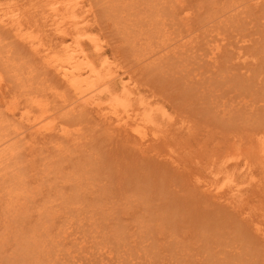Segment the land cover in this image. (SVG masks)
Segmentation results:
<instances>
[{
    "label": "rangeland",
    "instance_id": "obj_1",
    "mask_svg": "<svg viewBox=\"0 0 264 264\" xmlns=\"http://www.w3.org/2000/svg\"><path fill=\"white\" fill-rule=\"evenodd\" d=\"M167 1L74 0L85 22L76 41H100L104 56L165 112L160 149L133 138L121 144L114 140L121 133L110 124L107 131L109 121L102 124L96 110L84 106L91 116L85 118L73 94L64 97L65 84L46 54L59 48L55 17L68 14L64 5L54 13L46 0H0L1 15L11 13L3 18L23 23L19 34L0 29V44H9L6 51L0 45V129L16 124L8 132L22 154L21 161L10 141L9 156L2 144L10 170L1 157L0 264H264V171L253 167L258 185L244 158L232 157L234 141L248 144L264 128V0ZM28 37L39 44L28 46ZM237 50L249 55L247 62ZM24 107L48 116L44 124L56 131L18 124ZM15 171L26 174L21 182ZM214 178L226 191L239 184L235 206L228 195L215 199L199 186Z\"/></svg>",
    "mask_w": 264,
    "mask_h": 264
},
{
    "label": "bare ground",
    "instance_id": "obj_2",
    "mask_svg": "<svg viewBox=\"0 0 264 264\" xmlns=\"http://www.w3.org/2000/svg\"><path fill=\"white\" fill-rule=\"evenodd\" d=\"M43 1V0H42ZM102 1V0H101ZM164 1H166V0H164ZM169 1V0H168ZM168 1H167V4H168ZM179 1H181V0H179ZM52 2V3H51ZM72 2V3H71ZM120 2V1H119ZM171 2V1H170ZM39 3V2H38ZM41 3H43V2H41ZM184 3V2H183ZM32 4V3H31ZM46 4L47 5H49L48 7H50L49 8V10L50 9H52L53 10V12L54 13H56V10L58 9V8H60L61 7V5H64V10H68V14L67 15H61V17H58V11H57V16L55 17V18H57V19H59V18H61L60 19V21H58V22H56L57 21V19H56V21H55V23H57V25L55 26L54 25V23L52 24L53 26H55L56 27V30L54 29V31H59V35L58 36H56L55 35V37L56 38H59L60 40V45L58 44L59 42L58 41H56L57 43H55V44H58V45H56V46H59V48L58 49H56V52H54V50H52L53 51V53H52V51H51V55H50V52L49 53H46L47 55H48V57L46 56V58H48L49 59V61L47 62V63H50L51 64V66L52 67H54V69L56 70V73L58 74L57 75V77L59 76L60 77V80H62V82H64V84H65V87H66V89L68 90H66L65 88H64V86L63 85H61V86H63L62 88L64 89V90H66V91H64V92H66L65 93V95L64 94H62L61 92H63L62 91V88H61V86L59 87V89H61V92H59V93H61L62 95H64V97H66L67 95V93L68 92H70L71 94H73V98L74 99H76L75 101H77L78 102V106H79V103L81 104V106H83V111H82V115L84 114L85 115V113H84V111H85V109L87 108V109H92V110H96L95 112H97V115L99 116V117H102V118H100L101 120L102 119H105L106 121H109V123L107 122V127H105V129H107V128H109V126L111 125V126H113L115 129H117V131H119V132H117V131H115V129L113 130L114 132H117V133H121V134H119L118 136H117V138L116 139H114V140H117L118 142H121V144L123 143V141H124V143H125V140H127V142H128V139H129V141H130V138L133 140V141H135L136 143H138V144H140V146L141 145H143V144H146V145H154V144H156L155 142H157V143H159L160 145H161V143H160V132H162L163 131V129H164V127H165V125L166 124H168L167 122H164V119H161L162 117H164V115H165V112L163 111V110H161V109H159L158 107H156L157 105L155 104V103H153L151 100H148L142 93H141V91L139 90V87H138V85L135 83V82H133L132 80H131V78L126 74V72H124L121 68H120V65H119V63L116 61V59H110V58H108V57H105L104 56V54H103V52H102V46H101V43H100V41H98L97 39H95V38H92L91 36H90V38H89V40H90V42L89 43H87V42H85V43H81V42H78V41H76V33L81 29V28H84L85 26H83V24H85V22H84V20L83 19H78V15L79 14H77L76 13V2H74V0H46ZM77 4H79L78 6H80V8H81V6H82V4L80 5V2L79 3H77ZM102 4V3H101ZM180 4V3H179ZM37 5V4H36ZM38 5H40V4H38ZM37 5V6H38ZM183 5V4H182ZM30 5H28V7H29ZM32 6V5H31ZM45 6V5H44ZM84 6V5H83ZM187 6V5H186ZM35 7V6H34ZM33 7V8H34ZM40 6H38V8H39ZM46 7V6H45ZM47 7V8H48ZM172 7V6H171ZM180 7H182V6H180ZM185 7V6H184ZM188 7V6H187ZM36 8V7H35ZM44 8V7H43ZM173 8V7H172ZM5 9V8H4ZM18 9V8H17ZM61 9V8H60ZM0 10H2L1 8H0ZM9 10V9H8ZM20 10V9H19ZM32 10V9H31ZM30 10V12H32ZM82 10V9H81ZM87 10H91V8L90 9H87ZM186 10V9H185ZM188 10H189V8H188ZM7 11V10H6ZM10 11V10H9ZM28 11V10H27ZM46 11V10H45ZM4 12V11H3ZM2 12V15L4 16H6V15H8V16H10V14L11 13H7V12H5V14ZM13 12V11H12ZM19 12V11H18ZM23 12V11H22ZM38 12V11H37ZM86 12V11H85ZM181 12V11H180ZM20 13H21V11H20ZM49 13V12H48ZM187 13V12H186ZM18 14V13H17ZM24 14V13H23ZM1 15V13H0V29H5L7 26L9 27L10 26V28H15V30L17 31V33L20 31V26L23 24H21L20 26H18L19 24L18 23H21V22H18V21H20L21 19H19L18 21H15V20H12V19H10V18H8V16H7V18H3V16ZM21 15V14H20ZM187 15H188V13H187ZM182 16H184V15H182ZM21 17V16H20ZM186 17H188V16H186ZM185 17V18H186ZM51 18V17H50ZM54 18V19H55ZM89 18H91V17H89ZM88 18V19H89ZM189 18V17H188ZM190 18H191V16H190ZM15 19V18H14ZM44 19V18H43ZM46 19V18H45ZM87 19V18H86ZM187 19V18H186ZM183 20V19H182ZM185 20V19H184ZM183 20V21H184ZM46 21V20H45ZM87 21V20H86ZM186 21V20H185ZM53 22H54V20H53ZM91 22V21H90ZM89 22V23H90ZM188 22V21H187ZM49 24H50V22H49ZM48 25V24H47ZM51 25V24H50ZM6 26V27H5ZM5 27V28H4ZM23 27V26H22ZM2 29V30H3ZM7 29V28H6ZM12 29V30H13ZM1 30V31H2ZM9 30V28L6 30V31H8ZM11 30V31H12ZM19 30V31H18ZM22 30V29H21ZM10 31V30H9ZM8 31V32H9ZM24 31V30H23ZM22 31V32H23ZM2 32H4V31H2ZM15 32V31H14ZM16 33V34H17ZM19 33H21V31L19 32ZM18 33V34H19ZM55 33V32H54ZM29 34V33H28ZM21 35V34H20ZM27 36H29V35H27ZM1 37V36H0ZM3 37V36H2ZM6 37V36H5ZM15 37V36H14ZM18 37V36H17ZM23 37V36H22ZM25 37V36H24ZM34 37V36H33ZM87 37H89V34H87ZM4 38V37H3ZM3 38H1V39H3ZM36 38V37H35ZM5 39V38H4ZM25 39V38H24ZM23 39V40H24ZM26 39H27V37H26ZM28 39L29 40H31V42H29V45L28 46H30V45H35V47H36V45L37 44H39V42H35L36 40H34V38H32V37H28ZM40 39V38H39ZM67 39H70V40H72L71 42H69V43H67L68 42V40ZM53 40H55V39H53ZM52 40V41H53ZM2 41V40H1ZM26 41V40H25ZM39 41V40H38ZM6 43H7V41H6ZM10 43V42H9ZM20 40H19V45H20ZM219 43V42H218ZM218 43L216 44V45H218ZM2 44V43H1ZM0 44V45H1ZM10 44H12V43H10ZM24 44H26V43H24ZM45 44V43H44ZM136 44V43H135ZM6 45V48H7V46H9V44H5ZM13 45V44H12ZM11 45V46H12ZM47 45V44H46ZM4 46V43L2 44V47ZM28 46H26V47H28ZM39 46V45H38ZM42 46V45H41ZM51 46H52V44H51ZM220 46V45H219ZM219 46H216V48L215 49H212V52L213 53H215V54H218L219 52H220V48L221 47H219ZM240 46V45H239ZM1 47V46H0ZM34 47V46H33ZM6 48H5V46H4V48H3V50L5 49V51H6ZM14 49H15V47H13ZM37 48H39V47H37ZM45 47H43V49H44ZM55 48V47H54ZM90 48H93L94 50L93 51H90ZM238 48V47H237ZM30 49V48H29ZM32 49V48H31ZM36 49V48H35ZM34 49V50H35ZM53 49V48H52ZM222 49V48H221ZM9 50H10V47H9ZM38 50V49H37ZM57 50H62V52H57ZM1 52H3L2 50H0ZM8 51V50H7ZM238 51V50H237ZM235 51L236 53V55L240 58V60L241 59H243V61H248V59H249V55H246L247 53H245L244 51H242V52H240V51ZM44 52V51H43ZM46 52V51H45ZM239 53H242L241 54V56H240V54L238 55ZM245 53V54H244ZM9 54V53H8ZM42 56L43 55H41V58H42ZM237 56H236V58H237ZM2 57V56H1ZM4 58V57H3ZM43 59V58H42ZM45 59V58H44ZM7 62H8V60H7ZM245 62V63H246ZM240 63V62H239ZM242 63V62H241ZM244 63V62H243ZM242 63V64H243ZM9 64V63H8ZM49 65V64H48ZM47 65V66H48ZM246 65V64H245ZM8 67V66H7ZM13 68V67H12ZM11 68V69H12ZM48 68H49V66H48ZM10 69V68H9ZM52 70V69H51ZM48 77V76H47ZM3 80V77L1 76V74H0V87L2 86V81ZM47 80V79H46ZM48 80H49V78H48ZM62 82L60 83V81H59V83L60 84H62ZM29 83V82H28ZM31 83V82H30ZM48 83V82H47ZM54 84H56V83H54ZM27 85V84H26ZM30 85V84H29ZM31 85H33V84H31ZM37 86V85H36ZM50 86V85H49ZM54 86V85H53ZM27 87V86H26ZM32 87V86H31ZM47 87V86H46ZM28 88V87H27ZM33 89H34V87H32ZM43 88V87H42ZM24 89V88H23ZM40 89V88H39ZM36 89H34V91H35ZM45 90V89H44ZM20 91V90H19ZM24 91V90H23ZM34 91H32V92H34ZM36 91H39V90H36ZM40 91H41V89H40ZM48 91V90H47ZM25 92V91H24ZM44 92H46V90L44 91ZM55 92V91H54ZM53 92V93H54ZM28 93V92H27ZM31 93V92H30ZM37 92H34V94H36ZM42 92H39V93H37L38 95L37 96H39L40 94H41ZM69 93V94H70ZM32 94V93H31ZM55 94V93H54ZM61 94H60V97H61ZM25 95V94H24ZM33 95V94H32ZM58 95V94H57ZM27 96V95H26ZM41 97H42V95H40ZM40 96H39V98H40ZM30 97V96H29ZM63 97V96H62ZM27 98V97H26ZM34 98H36V97H34ZM30 99V98H29ZM38 99V98H37ZM43 99V98H42ZM62 99V98H61ZM16 100V99H15ZM33 100V99H32ZM31 100V101H32ZM35 100V99H34ZM45 100V99H44ZM63 100V99H62ZM64 100H66V99H64ZM30 101V100H29ZM31 101H30V103H31ZM38 101V102H37ZM36 101V103H37V105L39 106L40 105V107H42L41 109L43 110V111H45V109H46V107L44 106V103H43V100H40V99H38ZM40 101H42L41 103H43V104H41L40 103ZM18 102H19V105H20V100H18ZM35 102V101H34ZM45 102H46V100H45ZM76 102V103H77ZM14 103V102H13ZM23 103V102H22ZM16 105H17V103H16ZM23 105H24V103H23ZM7 106V105H6ZM12 106V105H11ZM46 106H48L49 107V105H46ZM81 106H79L80 108H82ZM86 108H85V107ZM13 107H16V106H13ZM25 107H29V106H27V105H25ZM25 107H24V111H22V115L20 116V121L23 119L24 121H25V123H29V125H30V127H32L34 130H38V132H42V131H48V134H49V132L51 133L52 131H49L50 129H52L54 126L51 124V122L50 123H45L44 124V119L43 118H46V117H48V116H44L43 118H40V117H42V116H40V117H38V115L37 116H35L34 114V111L33 110H30L31 108H33L34 109V106L32 105V107H30V109L29 108H27L28 110H30V111H25ZM2 108V107H1ZM38 108V107H37ZM9 109V108H8ZM15 109V108H14ZM13 109V110H14ZM20 109V108H19ZM42 110L40 111L39 109L37 110L38 111V113H39V111H40V113L42 112ZM47 110V109H46ZM49 110L50 111H52L50 108H49ZM10 111H11V109H10ZM9 111V112H10ZM20 111V112H21ZM31 111H33V114H32V112ZM48 111V110H47ZM46 111V112H47ZM81 111V110H80ZM90 110H88V112H89ZM36 112V111H35ZM45 112V113H46ZM86 112V111H85ZM14 113V112H13ZM44 112H42V114H43ZM90 113V112H89ZM12 114V113H11ZM49 114V113H48ZM79 114H81L80 112H79ZM78 114V115H79ZM2 115V114H1ZM19 115V114H18ZM44 115V114H43ZM54 115V114H53ZM53 115H51V118H52V116ZM77 114H76V116H78ZM82 115L79 117L78 116V118H81L82 117ZM86 115H87V113H86ZM83 116V117H85V118H87V116ZM93 115V114H92ZM97 115H95V116H97ZM12 116V115H11ZM14 116V115H13ZM2 117V116H1ZM15 118H16V116H14ZM17 117H19V116H17ZM22 117V118H21ZM88 117H91V116H88ZM13 118V117H12ZM85 118H81L82 119V121L83 120H85ZM95 119V118H97V117H94V115H93V117H92V119ZM89 119V118H88ZM88 119H86V121H89ZM48 120V119H47ZM52 120V119H51ZM54 120V119H53ZM23 121V122H24ZM46 122V121H45ZM53 122V121H52ZM80 122H81V120H80ZM80 122H78V123H80ZM85 122V121H84ZM101 122V121H100ZM103 120H102V124H103ZM2 123V122H1ZM25 123H24V125H25ZM27 123V124H28ZM77 123V122H76ZM75 123V124H76ZM106 123V122H105ZM12 124H15V123H12ZM11 124V127L9 128L7 125L5 126L4 125V128H2V129H0V131H1V134H2V136L4 137V139H1V136H0V150H2V148L4 147H2V144H5V148L6 147H8L7 149H9V150H11V148H9V147H12L11 146V143L12 144H14V148H13V150L14 149H16L19 145H17V141H18V138H16L17 140H16V142H12V140L10 139V135H9V133L10 132H8V128L9 129H11V128H15L13 125ZM18 124H22V121L20 122V123H18ZM49 124H51L52 126H49ZM55 124V123H54ZM58 124V123H57ZM74 124V125H75ZM80 124H82V122L80 123ZM108 124H110V125H108ZM16 125V124H15ZM78 125V124H77ZM19 126V125H18ZM56 126V125H55ZM79 126V125H78ZM182 126H183V124H182ZM181 126V127H182ZM184 126H186V124H184ZM2 127V126H1ZM60 127H61V125H60ZM62 127H65V126H62ZM187 127L189 128V125H187ZM20 128H21V126H20ZM20 128H19V130H20ZM23 128H24V126H23ZM32 128H30V130L32 129ZM59 128V127H58ZM66 128V127H65ZM64 128V129H65ZM83 128V127H82ZM110 128H112V127H110ZM184 128H186V127H184ZM183 128V129H184ZM24 129H26V128H24ZM55 131H56V128L54 127L53 128ZM61 130L63 129V128H60ZM59 129V130H60ZM12 130V129H11ZM14 130V129H13ZM58 130V129H57ZM66 130V129H65ZM112 130V129H111ZM35 131V132H36ZM63 131V130H62ZM66 131H68V129L66 130ZM65 131V132H66ZM107 131H109V129H107ZM106 131V132H107ZM259 132H257V136H256V138L254 139V140H252V142L251 141H249V143L247 144H244V143H239V144H237L238 142H235L234 141V150H235V153H234V155L232 156V157H235V158H238V157H243L244 158V160H245V165H246V169L245 170H247V173H249V176H250V178H251V181L252 182H254V183H258V185H259V181L260 180H256V178H255V172H254V170H253V167L255 166V165H258V168H260L261 170H263L264 171V128H261L260 130H258ZM2 132H4V133H2ZM34 132V133H35ZM40 132V133H41ZM54 132V131H53ZM58 132V131H57ZM69 133H67V134H70V130L68 131ZM77 132V131H76ZM111 133H112V131H110ZM113 132V134H111V135H114L115 133ZM16 133V132H15ZM20 133V132H19ZM32 133V132H31ZM44 133V132H43ZM47 133V132H46ZM60 133H62V134H66V133H63V132H61L60 131ZM0 134V135H1ZM10 134H14V132H11ZM17 134H18V132H17ZM21 134H22V132H21ZM39 134V133H38ZM59 134V133H58ZM61 134V135H62ZM109 134V133H108ZM35 135H37V134H35ZM110 135V134H109ZM110 135V136H111ZM20 136V135H19ZM69 136V135H68ZM250 136V135H249ZM15 137V136H14ZM21 137V136H20ZM60 137V136H59ZM64 137V136H63ZM66 137V136H65ZM108 137V136H107ZM11 138H13V136H11ZM15 139V138H14ZM236 140V139H235ZM10 141H11V143H10ZM24 141V140H23ZM22 141V142H23ZM237 141H241V140H238L237 139ZM251 142V143H250ZM15 143H16V145H17V147H15L16 145H15ZM21 143V142H20ZM116 144V143H115ZM135 144V143H134ZM159 144H156V147H158L157 145H159ZM117 145V144H116ZM159 145V146H160ZM121 146V145H120ZM136 146V145H135ZM145 146V145H144ZM151 146H150V148H151ZM5 148L3 149L4 151H5ZM149 148V149H150ZM158 148H160V147H158ZM18 149V148H17ZM16 149V151H18L19 149H21V146H20V148L17 150ZM23 149V148H22ZM141 149H143V148H141ZM161 149V148H160ZM159 149V150H160ZM8 150V151H9ZM139 150V149H138ZM146 150V149H145ZM159 150H158V152H159ZM3 151V152H4ZM7 151V155H9V153L11 154V152H12V150L10 151V152H8ZM15 151V150H14ZM14 152V153H16V157L18 156H21L20 154H19V151H18V153L17 152ZM142 151V150H141ZM151 151V150H150ZM152 151H153V149H152ZM155 151V150H154ZM157 151V150H156ZM155 151V152H156ZM1 152L2 151H0V159H1V157H2V155L4 154L3 152V154H1ZM143 152H145V151H143ZM143 152H141V153H143ZM149 153V151H146V153ZM158 152H156V154L158 153ZM127 153V152H126ZM146 153H143V154H146ZM147 153V154H148ZM152 153V152H151ZM162 154V155H164L162 152H161V150H160V152L158 153V155L159 154ZM19 154V155H18ZM146 154V155H147ZM154 152H153V154H152V157L154 156ZM160 154V155H161ZM166 154H168L169 155V157L171 158V160L173 159L171 156H170V153H166ZM14 156V154H11V156ZM128 155V154H127ZM10 156V155H9ZM148 156V155H147ZM150 157H151V154L149 155ZM148 156V157H149ZM4 157V156H3ZM2 157V158H3ZM16 157H13V160H11L12 162V164L14 165L15 164V160H16V163H18V162H20V161H18L17 159H16ZM165 157V156H164ZM6 157H4L1 161H2V165H3V162H4V164H6V160L5 161H3L4 159H5ZM7 158H11V157H7ZM14 158H15V160H14ZM20 158V157H19ZM166 158V157H165ZM12 159V158H11ZM20 160L22 161V159L20 158ZM173 162H175V160H172ZM8 163H10V161L8 162ZM11 163H10V166L9 167H11V166H13V165H11ZM19 164V163H18ZM22 164V163H21ZM20 164V165H21ZM9 165V164H8ZM8 165H3V167L4 166H7V169H6V171L8 170ZM19 166V165H18ZM1 167V166H0ZM78 167H79V165H78ZM16 168H18L17 167V165H16ZM20 168V167H19ZM2 169V168H1ZM15 169V168H14ZM14 169H11V172H12V170H14ZM3 170H4V168H3ZM9 170H10V168H9ZM8 170V171H9ZM5 171V173H6V175L9 173V172H6ZM23 171V170H22ZM25 171V170H24ZM15 172H18V171H15ZM5 173H4V175H5ZM27 173V172H26ZM30 173V172H29ZM12 174V173H11ZM18 175H19V172L17 173ZM25 174V173H24ZM23 174V175H24ZM22 175V173L19 175L20 176V182L22 181V178H24L23 177V175ZM26 175V174H25ZM74 175V174H73ZM80 175V174H79ZM8 176H9V174H8ZM13 177V176H12ZM80 177V176H79ZM14 178V177H13ZM18 178V180L17 181H19V177H17ZM84 178V177H83ZM79 179V178H78ZM2 181V180H1ZM11 182H13V181H11ZM23 182H24V180H23ZM200 182V187L201 188H203L206 192H209V193H207L209 196H212V197H214L215 199L217 198V199H220V200H222L223 198H224V196H226V195H228L229 196V200L227 201L229 204H232V206H235V203H234V200H235V198L237 197V195H238V192L240 191V187H239V184L238 183H235L234 185H232V186H230V189H229V191H226V190H223V188H222V186H219L218 185V180H216L215 178L214 179H212V180H207V181H199ZM9 183V182H8ZM14 183V182H13ZM18 183V182H17ZM1 185V184H0ZM19 185V184H18ZM4 188V187H3ZM24 188V187H23ZM5 189V188H4ZM12 189V188H11ZM27 189V188H26ZM18 190H21V189H18ZM24 190V189H23ZM22 190V191H23ZM29 190V189H28ZM14 191V190H13ZM32 191V190H31ZM34 191V190H33ZM204 191V192H205ZM25 193V192H24ZM33 193V192H32ZM211 193V194H210ZM7 195H9L8 193H6ZM20 194V193H19ZM18 194V195H19ZM34 194H35V191H34ZM205 194V193H204ZM18 195H17V197H18ZM21 195V194H20ZM12 196V195H11ZM28 196V195H27ZM35 196H36V194H35ZM205 196H207V195H205ZM209 196H207V197H209ZM21 196H19L18 197V199L20 198ZM203 198H205V197H203ZM222 198V199H221ZM3 198H1V200H2ZM5 199V198H4ZM225 199V198H224ZM223 199V200H224ZM227 200V199H226ZM26 201V200H25ZM28 201V200H27ZM10 202V201H9ZM12 202V201H11ZM6 204V203H5ZM234 204V205H233ZM22 205V204H21ZM47 205V204H46ZM49 206V205H48ZM48 206H47V208H48ZM3 207H5L4 205H3ZM26 207V206H25ZM52 207V206H51ZM6 209V208H5ZM16 209V208H15ZM53 209V208H52ZM21 210V209H20ZM23 210V209H22ZM47 210V209H46ZM45 210V211H46ZM14 211V210H13ZM16 211V210H15ZM15 211H14V213H15ZM24 211V210H23ZM30 211V210H29ZM7 212H8V210H7ZM7 212H6V210H5V213L7 214ZM47 212H49V211H47ZM50 212H52V211H50ZM4 213V212H3ZM10 213V212H9ZM18 213V212H17ZM20 213V212H19ZM26 213V212H25ZM41 213V212H40ZM46 214V213H45ZM11 215V214H10ZM20 215V214H19ZM26 215V214H25ZM29 216V215H28ZM27 217V216H26ZM12 219H13V217H12ZM16 219H17V216H16ZM22 219V218H21ZM18 221V220H17ZM24 222V221H23ZM16 223V222H15ZM44 225V224H43ZM41 226V225H40ZM6 229V228H5ZM257 229H260L261 231H262V229L259 227V226H257ZM5 231V230H4ZM262 232H264V231H262ZM13 234H14V232H13ZM24 234V233H23ZM241 235H243V234H241ZM263 236H264V233H263ZM17 237V236H16ZM32 237V236H31ZM22 239H24V238H22ZM27 239H28V237H27ZM27 239H26V241H27ZM36 239V238H35ZM15 240V239H14ZM21 240V239H20ZM30 240V239H29ZM34 240V239H33ZM33 240H31V241H33ZM18 242V241H17ZM16 242V243H17ZM21 242V241H20ZM35 241H33V243H34ZM35 243H37V242H35ZM26 243H24V245H25ZM29 245V244H28ZM35 246H36V244H34ZM31 246H33V244H31L29 247H31ZM26 247V246H25ZM38 247V246H37ZM254 249V248H253ZM35 260H38V259H36V257H35ZM39 262H41V260L39 261Z\"/></svg>",
    "mask_w": 264,
    "mask_h": 264
}]
</instances>
